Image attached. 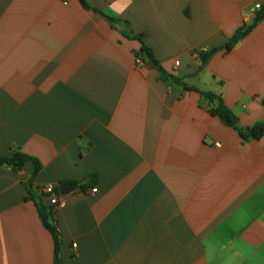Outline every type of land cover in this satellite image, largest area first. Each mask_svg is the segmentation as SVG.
<instances>
[{"label": "crops", "instance_id": "0c3cea01", "mask_svg": "<svg viewBox=\"0 0 264 264\" xmlns=\"http://www.w3.org/2000/svg\"><path fill=\"white\" fill-rule=\"evenodd\" d=\"M86 2L98 12L0 0V156L41 163L37 197L77 185L51 207L63 264H264V138L244 142L217 101L161 81L134 38L248 129L264 124V21L203 71L198 52L264 0ZM33 171L0 167V264H56Z\"/></svg>", "mask_w": 264, "mask_h": 264}, {"label": "trees", "instance_id": "16d2710c", "mask_svg": "<svg viewBox=\"0 0 264 264\" xmlns=\"http://www.w3.org/2000/svg\"><path fill=\"white\" fill-rule=\"evenodd\" d=\"M81 5L89 10L98 12L97 10H91V8L88 6L86 0H79ZM112 23H116L117 20L109 19ZM264 21V9H261L255 16L254 23L247 28H243L239 30L233 38H231L228 43L219 48H214L208 51H201L198 52V57L200 60V70L203 71L205 67L214 59V57L221 53L225 52L228 53L233 50V48L239 44L242 40H244L255 28L256 26ZM136 40L141 42L142 48H141V54H145L149 61L157 68L159 72V76L161 81L165 83H173L176 86L183 87L187 91H195L197 93H200L204 98L209 100L210 102H218L217 108H214L211 110V115L214 117H217L224 125L235 129L244 142H250V141H259L262 138H264V124H257L251 128L248 129H241L239 127V121L237 116L232 112L231 109H229L222 98L220 96H217L213 93L209 92H200L195 90L192 87H189L183 80L176 78L175 76H172L168 74L160 65V63L156 60L155 55L153 51L148 48L144 42L142 36H135ZM264 104V101H263ZM31 163L33 165L34 171L32 173L30 182H29V190L31 193V200L35 203L36 207L38 208L39 214L43 220V223L47 230L51 232V234L54 237L55 243H56V264H63L62 260L60 259V246H61V239H60V233L58 231L57 226L54 224L53 220V209L50 206H47L45 202L47 201V198L45 196L37 197L32 192V184L35 178L38 176L42 169L41 163L26 154H23L19 151H16L13 153L12 156L6 157V156H0V167L2 166H8L12 168L15 171H21L24 169L25 165Z\"/></svg>", "mask_w": 264, "mask_h": 264}, {"label": "built area", "instance_id": "2783aa9c", "mask_svg": "<svg viewBox=\"0 0 264 264\" xmlns=\"http://www.w3.org/2000/svg\"><path fill=\"white\" fill-rule=\"evenodd\" d=\"M261 9V5H256L251 12L253 15H256ZM176 64L179 65L178 62ZM91 193L96 194L97 189L92 190ZM41 195L47 198V202L52 208L62 209L66 206V200L64 199V197L60 196V194L57 193L56 190L52 187L44 188L41 191ZM73 247L76 249L77 244H75Z\"/></svg>", "mask_w": 264, "mask_h": 264}, {"label": "water", "instance_id": "95a60500", "mask_svg": "<svg viewBox=\"0 0 264 264\" xmlns=\"http://www.w3.org/2000/svg\"><path fill=\"white\" fill-rule=\"evenodd\" d=\"M76 189H77V185L65 184L61 187V196L68 195L69 193L75 191Z\"/></svg>", "mask_w": 264, "mask_h": 264}]
</instances>
